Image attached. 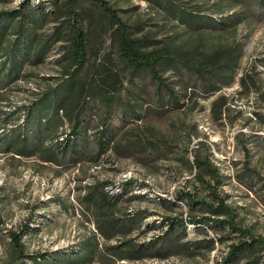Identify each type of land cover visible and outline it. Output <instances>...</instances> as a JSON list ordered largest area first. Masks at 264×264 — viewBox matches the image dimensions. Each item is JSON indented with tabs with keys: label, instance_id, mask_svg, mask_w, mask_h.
Wrapping results in <instances>:
<instances>
[{
	"label": "rangeland",
	"instance_id": "1",
	"mask_svg": "<svg viewBox=\"0 0 264 264\" xmlns=\"http://www.w3.org/2000/svg\"><path fill=\"white\" fill-rule=\"evenodd\" d=\"M106 1L117 18L93 0H0L8 33L2 44L21 43L14 72L8 67L0 78V264H38L67 253L81 257L76 264H223L230 245L250 238L191 224L211 213L189 206L186 193L215 206L223 199L236 224L264 240V9L251 0ZM171 4L230 25L189 28L168 15L164 7ZM21 9L32 34L22 39ZM118 19L129 36L230 56L233 83L212 80L216 90L205 94L184 70L170 69L164 85L178 102L167 90L158 98V85L133 77L121 58ZM77 28L86 35L80 65L68 55ZM35 45L45 50L33 65ZM67 80L66 104L48 110L41 99ZM103 88L122 106L98 101L92 90ZM79 111L87 123L80 139L70 137L76 156L59 153L58 162L49 161L74 132ZM104 129L108 142L100 149ZM196 158L217 167L218 176L200 177ZM170 218L184 220L173 235ZM154 223L164 226L150 229ZM248 255L239 264H264L260 243Z\"/></svg>",
	"mask_w": 264,
	"mask_h": 264
},
{
	"label": "trees",
	"instance_id": "2",
	"mask_svg": "<svg viewBox=\"0 0 264 264\" xmlns=\"http://www.w3.org/2000/svg\"><path fill=\"white\" fill-rule=\"evenodd\" d=\"M102 7H104L106 10L110 11L113 15V17L117 16L113 12V9L109 6L108 1L106 0H93ZM249 0H243V3L247 4ZM252 4H258L260 9H264V0H251ZM32 11L35 12V14H43L44 17V11L42 7H32ZM165 11L168 13L169 16L174 18L175 20L180 21L182 24L188 26L192 29H202L204 28V25H213L211 28L213 30L218 28L225 29L226 26H229L226 21H224V18H221L219 20L211 19L208 17H199L194 13H190L189 11H186V9H176L173 4L171 6L167 7L165 6ZM191 8V7H187ZM200 9L197 11L205 12L207 10H211L212 7H199ZM222 10V9H221ZM219 9V11H221ZM217 11V12H219ZM216 12V11H215ZM22 19L19 21V26L17 30V35L24 37L25 35L29 34L32 35L30 32V27H27L26 25L22 24L23 21L26 22L25 18L27 17L25 11L22 9L19 10L18 14ZM4 13H0V24H3L0 27V78H2L3 74L8 70L7 68L10 67V71L13 73L14 69L18 65L17 57H14L15 51L18 50L19 45L21 44L19 39L15 41V45L10 49L3 44H5L6 41H4V38L6 35L8 36V33L6 31V24L4 20ZM204 16V15H201ZM42 18V19H43ZM119 21V28L122 31L119 37V52L122 59H124L130 66L131 69V75L133 77H136L138 79L149 78V81L152 83L157 84L158 91H157V97L160 98L162 96V92L164 91H170V94H173L171 97L172 101L177 104V98L174 96V93H171V90L168 86L164 85V77L163 73L168 72V70L173 69L179 72L183 71V75L188 74V80H191L194 84H197L201 87V91L205 94L212 93L216 90V87L212 85V83L219 82L224 85H231L234 81L233 76L235 74V69L233 68V64H231L230 56H225L216 54V52L211 53L209 56H203L199 52H193L192 50L185 49L182 45H178L175 41L171 40L168 41L166 39L164 40H149V39H143V38H137L133 36H129L127 32L124 30L125 23ZM224 24V26L222 25ZM3 40V44H2ZM36 46V45H35ZM69 52L68 55L70 56L72 62L76 63L77 65H80L84 62L86 57V35L82 32L81 29L77 28L75 31V37L72 40L71 46L68 47ZM45 48L42 50L40 47L36 46L34 49V55L31 57L32 61L31 63L33 65H36L42 60V56L44 54ZM36 57V58H35ZM213 80V82H212ZM143 81V80H142ZM67 83H64L63 86H60L57 88V90L54 91V96L52 98L43 97L41 99V103L46 106V108L49 110L51 106H55L56 111L59 110V108H63L64 104H66L67 100L71 96L70 94V86L72 83L70 80L66 81ZM69 86V87H68ZM65 87V88H64ZM167 87V88H165ZM67 88V89H66ZM165 90H164V89ZM93 96L98 98V101H101L103 104H105L110 109L113 108L116 104L119 106H122L121 99L117 100L116 98L110 99L106 96V90L103 89H93L92 90ZM37 110V109H36ZM36 112L35 109L33 113ZM80 112V113H79ZM74 118V125L73 130L74 132L68 135L66 139L65 145H62L63 147L58 150V152H54V154L50 155L49 161L58 162V158L61 154H67L73 153L74 157L76 156L75 150L76 145L75 143H71L70 139L73 138L75 140L80 139L82 137L81 130L83 128V125H85L87 122L86 120L82 119V115L84 111H79ZM134 112V110L132 111ZM137 116V114H135ZM58 121V119L53 118L50 120V123L48 122L47 127L45 129L49 130L52 126V123ZM107 131L104 129V131L101 133V138L98 140V147L100 149H103L105 146V142L107 141L106 137ZM71 137V138H70ZM19 139L17 141H25L26 136L23 138L21 136L18 137ZM59 142V141H57ZM195 165L200 168V174L199 176L203 178L204 174H212L213 176H218L219 170L217 167H212L208 162L204 163L199 158L195 159ZM188 196V204L192 207H198L202 210L205 209L209 213H211L209 216H207L205 219H190V223L194 224V226L200 227L202 223L208 225V227L218 231L223 230L224 228L228 227L230 231L233 232H240L241 234H245L250 238L251 242L248 241H241L238 244H232L230 245V252L223 259V264H239L240 261L244 258H247L249 256L250 250H252L255 247L256 243H260L264 247V240L262 238H254L251 236V232L245 228H242L236 224L235 216L231 214L228 207L226 206L223 199H219V204L215 206L214 203H211L205 199L203 200H194L192 198V195L190 193H186ZM101 196L103 200L110 201V197ZM184 197H179L178 200H183ZM215 199H218L215 197ZM168 202V201H167ZM169 204L171 202H168ZM174 204V203H173ZM200 206V207H199ZM224 213L229 214L231 219H216L213 216H222ZM129 220L133 224L136 222V217H130ZM169 225V230L167 231V234L173 235V233L177 230L178 226H184V220L178 219V218H170L167 220ZM164 226V223H161V225H156L154 223L153 225L149 226L150 229H156V228H162ZM112 227L118 228V225H113ZM184 234L186 232V228L184 227L183 230ZM115 237V234H109L107 235V238L111 239ZM16 241V246L20 248V252H22L21 248L22 245L19 243L18 236L15 235L14 237ZM178 239V238H177ZM151 246L143 247L151 248L152 246H155V244H150ZM80 256L77 255H71L70 253H67L66 255H62L61 259L55 258V259H44L43 263L39 262L38 264H76V262L80 261ZM250 264H257V262H252Z\"/></svg>",
	"mask_w": 264,
	"mask_h": 264
}]
</instances>
